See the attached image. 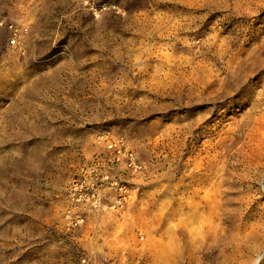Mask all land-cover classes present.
Masks as SVG:
<instances>
[{"label":"rangeland","instance_id":"1","mask_svg":"<svg viewBox=\"0 0 264 264\" xmlns=\"http://www.w3.org/2000/svg\"><path fill=\"white\" fill-rule=\"evenodd\" d=\"M12 27L22 29L15 46ZM263 40L264 0H0V264H245L252 251L231 256L227 243L249 220L264 225V140L254 131L264 62L210 100L191 99L187 80L199 60L213 79L227 77L217 71L227 66L222 42L251 51ZM227 131L242 137L207 149ZM105 132L123 136L143 168H116L130 190L122 209L88 208L69 226V183ZM214 155L210 168L230 174L202 176ZM213 185L222 209L201 195L191 202Z\"/></svg>","mask_w":264,"mask_h":264},{"label":"bare ground","instance_id":"2","mask_svg":"<svg viewBox=\"0 0 264 264\" xmlns=\"http://www.w3.org/2000/svg\"><path fill=\"white\" fill-rule=\"evenodd\" d=\"M218 35L213 36L214 40H218ZM25 43H28V40L25 41ZM214 41L211 42L209 40H205V46L204 48L200 47V51L203 53H210L211 46H215ZM240 43H233L232 45H227L225 42H222L219 49L216 50L217 52L220 51L221 53L223 51L226 52V56L228 57L227 60V66L223 67V69L219 68L217 71L220 73H225L227 75L226 78H220L219 76L216 77V80L213 79L216 75L213 74L212 68H207V64L203 65V61L199 60L196 64L201 65L197 69L196 68H190L189 73L193 74L192 78L188 79L187 82H190L191 84L189 87V91L191 92L189 94V97L191 99H194L196 101H202L205 97L207 100H210L211 98H214V94L218 90L226 89L228 86H233L236 90L240 89L241 86L244 83V79H247L251 77L254 73H256V69L261 66V64L264 62V59L262 58V55L264 54V40L262 43H259L253 50L251 51H245L240 45ZM209 48L211 50H209ZM190 53L193 56H197V52L194 51V47H188ZM206 50V51H205ZM260 51L257 55L256 52ZM211 54V53H210ZM246 54V56H244ZM191 62V61H190ZM189 62V63H190ZM216 62L212 61V65L214 66ZM203 68H207L204 70L206 72V79L201 80L199 78V71L203 70ZM196 73L198 75H196ZM264 80V76L260 78L257 82H254L256 84H259L261 81ZM183 83H179V85H182ZM214 88L211 92L208 93V95L203 94V92L207 91L209 88ZM198 88H202V91H200ZM234 89V90H235ZM173 90V87L172 89ZM262 94H259L256 98L255 103H251L252 107L250 108L252 111L256 108V105L259 103H262ZM212 109H207L204 111V114L211 113ZM249 115V114H248ZM257 125L254 126L255 134L263 135L264 140V131H261L262 128H264V114L260 116L258 119H256ZM251 125L250 122H246L244 125L243 123L240 124L241 128H247ZM187 126L181 127V129H186ZM223 131V130H222ZM218 134L221 135V132ZM195 132V128L193 126H189L187 133L190 135H193ZM215 132L214 130L209 129L210 135H213ZM229 138L226 136L221 138V140L214 141V143L210 144L207 149L211 148L214 145L215 151L221 150L224 147H226V142H231V145H233L235 142H237L242 135L238 132L231 133L230 131H227ZM186 132H180L177 136L178 141H182L184 135ZM261 149V148H259ZM184 150V149H182ZM217 155H214L213 159H209L207 157L206 159H202L201 163H204L205 165L200 166L199 171L201 172L202 176H207V178H210L211 176H227L230 174V171H225V169L222 167L221 169L217 168L215 170L211 169L210 167L214 166V161H217ZM222 161V160H221ZM224 162V161H223ZM219 163V161H217ZM185 190L187 189L185 186L182 187ZM264 188V184H263ZM207 189L206 191H200V190ZM180 190V189H179ZM176 191V190H175ZM174 191V192H175ZM173 192V191H171ZM224 191L219 188L217 185H213L210 187H201L200 189H197L194 192V196L191 198V202L195 201L196 198H200L201 195V202L205 203V206H210L212 204H215L214 208L217 207V209H222L223 203L222 199ZM225 199V198H224ZM175 200L174 194L171 196V199H169V205ZM231 199H227L226 204ZM225 214L230 213L231 210L223 211ZM258 228L264 229V225H258L257 223H252L251 220H249L246 224H244L242 227L240 226L239 230H237L236 233L233 234L231 237V240L227 243V247H230V255L236 256L241 254L242 252L249 250L252 251L254 254L252 257L249 258V260L245 264H263V259L259 257L260 255V247L264 245V242L258 241V235L260 234L258 231ZM261 230V229H260Z\"/></svg>","mask_w":264,"mask_h":264},{"label":"built area","instance_id":"3","mask_svg":"<svg viewBox=\"0 0 264 264\" xmlns=\"http://www.w3.org/2000/svg\"><path fill=\"white\" fill-rule=\"evenodd\" d=\"M11 44L17 45L22 29L13 28ZM80 166L69 183L70 207L65 214L69 226L84 222L83 214L88 208L109 212L122 209L129 198V189L116 175V168L125 167L131 173H139L143 166L137 153L128 146L123 136L105 132L94 141L93 153ZM115 191L112 203L104 201L106 195ZM107 201V200H106Z\"/></svg>","mask_w":264,"mask_h":264}]
</instances>
